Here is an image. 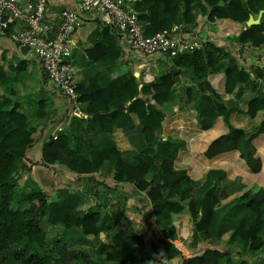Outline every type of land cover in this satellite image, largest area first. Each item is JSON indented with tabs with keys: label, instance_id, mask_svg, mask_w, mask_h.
Segmentation results:
<instances>
[{
	"label": "crops",
	"instance_id": "1",
	"mask_svg": "<svg viewBox=\"0 0 264 264\" xmlns=\"http://www.w3.org/2000/svg\"><path fill=\"white\" fill-rule=\"evenodd\" d=\"M159 1L151 0V3L157 5ZM78 3L79 0H50L48 15L54 17V28L60 22V13ZM236 3L240 6L235 7ZM126 4L139 16L145 35L179 26L176 36L181 40H197L227 53L220 63L224 67L236 64L242 69L246 100L255 96L260 99L259 119L246 125L231 119L232 125L247 135L261 126L264 31L258 26L247 28L246 24L251 16L257 20L261 13V23H264V0H195V20L190 23L186 22L184 4L173 13L163 14L162 22L158 14L162 6L150 12L146 0H127ZM214 11L227 18L210 22L208 18ZM82 21L70 43L76 88L82 87L83 94L94 82L106 99L105 105L92 114L88 111L91 102L82 101L81 94L76 92L84 117L74 111L70 100L50 82L38 57L17 43L16 37L26 27L23 22L13 21L9 31L0 36V110L8 111L17 105L29 122L13 149L12 176L17 181L18 210L30 206L24 203L30 194L42 192L49 213L43 217L41 228L46 233L49 249L57 244L69 251H82L89 256L90 264H121L108 260L107 255L114 254L118 247H125L127 239L134 236L139 242H132L129 249L134 251L142 243L144 264H186L193 255L209 249L228 252L232 257H251L250 264H264V223L259 233L263 242L260 250L251 252L250 242L232 240L242 221L251 226L256 219L246 204L233 199L249 186L245 178L230 179L223 172L211 175L207 179L210 190L198 202L197 220L185 227L188 230L185 238L180 229L184 227L181 221L187 209L180 214L165 211L156 215L147 190L141 191L126 178L117 179L120 160L132 168L148 165L155 176L154 186L162 183L163 163L176 159L166 140V131L171 128L177 136L188 138L192 129L194 137L195 129L206 131L212 127L217 109L208 93L188 107L186 91L197 82L191 80L185 69L176 68L173 60L128 51L124 38L104 26L96 14L83 16ZM172 71L180 74V82L168 103L158 106L153 99V87ZM137 101L149 106L150 119H144L146 124L134 122L129 115ZM225 104L234 109L232 103ZM188 109L195 111L192 123L184 115H175V121L169 127L166 125L165 116ZM145 125L151 127L149 132L145 131ZM62 136L67 138L73 155L51 164L44 157L45 147ZM162 194L167 202H178L174 190L164 189ZM257 198H263L262 191ZM89 214L99 216L95 235H84L76 226L79 219ZM176 222L180 224L175 230ZM91 226L88 225L89 230ZM171 252L174 255L168 257ZM232 257L227 264H240L239 259Z\"/></svg>",
	"mask_w": 264,
	"mask_h": 264
},
{
	"label": "trees",
	"instance_id": "2",
	"mask_svg": "<svg viewBox=\"0 0 264 264\" xmlns=\"http://www.w3.org/2000/svg\"><path fill=\"white\" fill-rule=\"evenodd\" d=\"M195 0H160L153 5L151 0H146L150 12H158L161 16L165 13H173L179 10L184 4L186 22H194L193 3ZM239 7V4H234ZM226 19L227 16L221 12L214 11L208 20ZM161 27V25L159 26ZM159 27H156L158 32ZM264 31V23L259 25ZM228 54L213 46L204 45L202 49L187 51L173 58L176 68L185 69L192 81L186 91L188 107L199 102L200 96L210 94L217 109V116L213 125L208 130L195 129L193 137L192 129L188 138H181L173 133L170 128L166 131V140L173 150L176 159L172 162H164L162 165V183L154 186L155 176L146 164L138 167H129L120 160L118 166L120 173L116 176L118 180L127 179L136 183L141 191L148 192L154 206V213L160 215L167 211L180 214L187 209V214L182 216L180 229L182 237H187L188 230L185 228L193 223L198 217V202L203 199L210 190L207 179L215 172H223L225 177L234 179L237 176L245 178L250 184L242 192L236 194L233 199H238L246 204L248 209L256 215L253 225L247 226L242 221L239 229L233 234L232 240L250 242L249 250L258 251L262 248L263 242L259 233L264 223V119L261 126L254 132L247 135L242 129L232 125L231 119H238L243 125L248 121L259 119L260 99L254 97L246 100L245 88L241 81L242 69L236 64L224 67L220 61ZM180 74L176 71L170 72L160 79V82L153 87V99L156 105L163 106L169 101L170 95L180 82ZM92 88L85 90L82 94V87L76 88L81 94V100L91 102L89 112L96 114L106 103L105 95L94 82ZM252 90L256 84H251ZM198 96V98H197ZM226 102L234 105L230 110ZM150 109L144 103L137 101L135 108L130 112L134 122L146 124L144 119H150ZM194 110L176 112L174 115L165 116V123L169 127L175 121V115L185 116L192 123ZM28 118L23 114L19 106L11 110H0V264H10L14 261L18 264H78L85 262L90 264L89 256L82 251H69L66 247L60 248L57 244L49 249L46 233L41 228V221L49 213V206L45 195L42 192L30 194L24 201L30 206L25 210L13 209L15 202L16 179L12 176L14 163V146L24 135L28 127ZM151 127L145 125V131L149 132ZM185 153V154H182ZM73 155L69 150L68 140L59 137L52 140L45 147L44 157L51 164L65 156ZM172 189L177 193L178 202L169 203L162 194V190ZM263 192V198L258 199V193ZM231 199V198H230ZM228 199V200H230ZM99 222L98 215H86L79 219L76 226L84 235L97 234L96 226ZM67 224V223H66ZM91 230L88 229V225ZM180 222L174 223V229L179 227ZM69 228V225H68ZM132 242H139L138 239L130 237L125 247H118L114 254H108L107 258L121 264H144L142 252L139 248L130 251ZM8 253V256L5 254ZM174 253L171 252L172 257ZM232 256L228 252L220 250H206L202 254H195L188 259L186 264H227ZM240 264H250L251 257L238 255Z\"/></svg>",
	"mask_w": 264,
	"mask_h": 264
},
{
	"label": "built area",
	"instance_id": "3",
	"mask_svg": "<svg viewBox=\"0 0 264 264\" xmlns=\"http://www.w3.org/2000/svg\"><path fill=\"white\" fill-rule=\"evenodd\" d=\"M49 2L0 0V36L9 31L13 21L23 22L26 27L16 37L17 43L38 57L50 82L70 100L74 111L82 117L85 114L79 109L70 43L73 34L83 23V16L98 15L104 26L117 31L124 38L128 51L145 57L159 55L172 60L206 44L197 40H181L176 36L181 29L179 26L145 35L139 16L126 6L127 0H79L73 8L60 13V22L54 28V17L48 15Z\"/></svg>",
	"mask_w": 264,
	"mask_h": 264
},
{
	"label": "water",
	"instance_id": "4",
	"mask_svg": "<svg viewBox=\"0 0 264 264\" xmlns=\"http://www.w3.org/2000/svg\"><path fill=\"white\" fill-rule=\"evenodd\" d=\"M263 13H261L260 17L257 20H254V18L251 16L249 21L247 22L246 26L247 28L253 27V26H259L261 23V16Z\"/></svg>",
	"mask_w": 264,
	"mask_h": 264
},
{
	"label": "rangeland",
	"instance_id": "5",
	"mask_svg": "<svg viewBox=\"0 0 264 264\" xmlns=\"http://www.w3.org/2000/svg\"><path fill=\"white\" fill-rule=\"evenodd\" d=\"M15 201H16V200H15ZM13 209H15V210L18 209V207H17V205H16V202L13 203ZM5 255L8 256V253H6ZM9 263H10V264H15L16 262H14L13 260H12V261L9 260ZM17 264H18V263H17Z\"/></svg>",
	"mask_w": 264,
	"mask_h": 264
}]
</instances>
